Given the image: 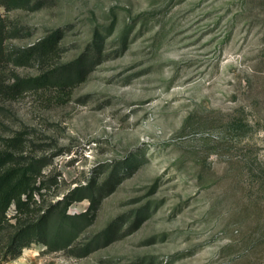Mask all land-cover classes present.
Returning <instances> with one entry per match:
<instances>
[{"label":"rangeland","instance_id":"rangeland-1","mask_svg":"<svg viewBox=\"0 0 264 264\" xmlns=\"http://www.w3.org/2000/svg\"><path fill=\"white\" fill-rule=\"evenodd\" d=\"M0 28V151L46 157L44 208L133 160L71 248L33 242L0 264H264V0H0ZM54 30L51 56L16 63ZM96 32L83 80L16 89ZM115 220L107 244L77 254Z\"/></svg>","mask_w":264,"mask_h":264},{"label":"trees","instance_id":"trees-1","mask_svg":"<svg viewBox=\"0 0 264 264\" xmlns=\"http://www.w3.org/2000/svg\"><path fill=\"white\" fill-rule=\"evenodd\" d=\"M13 7L26 6L30 0H6ZM61 30H54L41 41L27 47L16 57V63L27 64L32 58L45 59L58 48ZM101 33L96 32L94 41L74 60L55 67L39 76L20 79L15 85L17 90L24 87H46L58 85L66 87L83 80L101 56ZM6 35L0 28V60L6 56L4 41ZM17 136L11 141H21ZM42 159L20 160L9 150L0 151V260L8 261L21 255L24 247L33 242L43 243L50 250L67 249L75 243L78 236L92 222L96 208L102 198L111 192L122 179V172L132 168L133 160L117 163L104 180L93 176L86 184H77L63 198L44 208L37 195L49 186L43 179ZM89 199L90 206L78 214L69 213L70 206L83 199ZM14 206V213L8 210ZM146 214H137L131 228L146 218ZM118 220L112 221L100 235L86 242L78 250L79 255L107 244L120 228Z\"/></svg>","mask_w":264,"mask_h":264}]
</instances>
